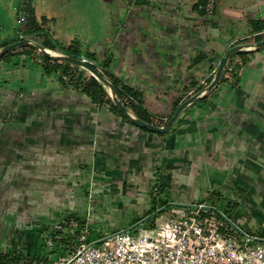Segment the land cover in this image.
<instances>
[{
	"label": "crops",
	"instance_id": "1",
	"mask_svg": "<svg viewBox=\"0 0 264 264\" xmlns=\"http://www.w3.org/2000/svg\"><path fill=\"white\" fill-rule=\"evenodd\" d=\"M95 1L114 14L107 20L113 33L103 35L93 51L98 57L108 54L111 69L143 91L154 119H167L175 99L204 83L228 47L242 38L256 41L251 22L264 19V0H215L211 14L198 8L203 0ZM234 59L244 61L236 82H218L205 98L188 104L164 135L96 106L84 93L59 83L57 73L45 74L29 56L1 60L0 167H7V154L36 178L61 174L76 182L85 172L90 175L96 161L106 160L110 167L122 162L130 184L144 183L141 193L148 197L156 179L165 195L167 185L178 180L203 185L208 197L219 192L217 202L246 203L260 212L264 46ZM24 140L34 146L26 147ZM261 231L257 235L264 238V225Z\"/></svg>",
	"mask_w": 264,
	"mask_h": 264
},
{
	"label": "rangeland",
	"instance_id": "2",
	"mask_svg": "<svg viewBox=\"0 0 264 264\" xmlns=\"http://www.w3.org/2000/svg\"><path fill=\"white\" fill-rule=\"evenodd\" d=\"M28 8L34 9L37 22L54 37L64 41L77 38L85 50L93 51L102 43L103 35L113 33L107 22L108 14H114L113 10L95 0H0V40L9 39L23 29ZM28 143L34 146L30 140H24L26 147ZM31 149L35 150V147ZM104 155L107 156L108 152ZM7 156L5 154L4 157ZM8 157L7 167H0L1 248L18 247L35 253L46 251L50 244L48 238L41 234L40 224H55L69 212L87 218L92 232L89 238L93 239L99 232L108 234L128 228L150 205L151 196L149 198L146 191L141 193L146 185L130 184V176L122 162H112L110 167L106 160L96 161L90 175L85 172L84 177L73 182L61 174L52 178L43 175L39 178L36 174V178L32 170L20 167L16 161L11 163ZM205 189L197 183L185 184L178 180L169 183L165 197L170 204L147 214L130 230L155 235L160 225L180 212L192 211L195 208L192 205L203 198L209 204L203 208L205 212L202 215L218 221H230L238 239L243 231L263 235L264 210L252 211L246 203L240 207V204L237 206L230 202L231 206H228L225 201L217 202L215 195L208 197ZM257 237L253 242L261 243L259 238L263 237ZM51 257L54 260L58 256L52 254Z\"/></svg>",
	"mask_w": 264,
	"mask_h": 264
},
{
	"label": "trees",
	"instance_id": "3",
	"mask_svg": "<svg viewBox=\"0 0 264 264\" xmlns=\"http://www.w3.org/2000/svg\"><path fill=\"white\" fill-rule=\"evenodd\" d=\"M27 11V23L23 29H21L19 33L9 39L0 40V46L21 38L28 37L51 49L84 59L114 84L121 101L136 116L152 124L161 125L164 123L166 118L154 119L149 110L145 107L143 102V91L127 83L111 69V57L108 54L103 57H98L94 51L82 49L77 38L64 41L54 37L49 30L42 27L37 22V17L33 8H28ZM251 28L252 31L256 33L254 40H260L264 38V19L253 20L251 22ZM259 32L262 33L259 34ZM246 40V38H242L235 43L244 42ZM246 53L247 52L235 53L228 57L219 82H236L239 73L238 70L244 61L241 59H234V57L243 56ZM21 54L29 56L34 63L40 65L45 74H50L52 72L57 73V79L59 83L70 85L72 88L84 93L96 106L106 107L110 112L116 114L122 120L129 122L144 131L154 134L164 135L167 132L153 131L131 122L112 101L107 88L90 72L79 65L65 60L53 59L44 56L28 45H19L5 51L4 53L0 54V61L8 60L11 57ZM199 57L200 56L197 55L193 60L198 61L200 59ZM214 71L215 68L204 83L197 85L187 95L175 99L172 111L183 99L187 98L192 93L205 86L211 80ZM172 128L173 127L171 126V129ZM150 196L151 205L146 209L145 213L138 218V220L147 214H150L151 212H156L157 208H163L164 206L170 204L167 198H165V187L160 178L154 181ZM215 196L217 197L216 199L220 198L219 192H217ZM199 202H204V200L197 201L196 203ZM203 212H205L204 209L201 210V213ZM40 232L45 238H48L49 240L50 245L46 251L35 253L24 251L18 247H0V264H49L53 261L51 257L52 254L60 256L69 251H73L79 243L81 234H86L88 238L92 234L90 226L87 222V218L76 212H69L55 224H40ZM103 235H105V233L99 232L95 238H100Z\"/></svg>",
	"mask_w": 264,
	"mask_h": 264
},
{
	"label": "built area",
	"instance_id": "4",
	"mask_svg": "<svg viewBox=\"0 0 264 264\" xmlns=\"http://www.w3.org/2000/svg\"><path fill=\"white\" fill-rule=\"evenodd\" d=\"M214 7L215 0L198 3L207 14ZM206 204L176 214L155 235L127 228L93 239L83 233L71 254L49 264H264V238L255 243L258 235L243 231L238 239L230 221L202 215Z\"/></svg>",
	"mask_w": 264,
	"mask_h": 264
},
{
	"label": "water",
	"instance_id": "5",
	"mask_svg": "<svg viewBox=\"0 0 264 264\" xmlns=\"http://www.w3.org/2000/svg\"><path fill=\"white\" fill-rule=\"evenodd\" d=\"M19 45H28L37 50L40 54L53 58V59H60L65 60L68 62H71L73 64L79 65L82 68L86 69L88 72H90L98 81H100L106 88L107 91L112 99V101L115 103V105L119 108V110L134 124H137L139 126H143L145 128H148L153 131L158 132H165L167 131L173 122L178 117L179 113L191 102L204 97L206 94H208L219 82V79L222 75L225 63L231 55L235 53L240 52H247L251 50H255L257 48L264 46V38L256 41H249V42H241L234 44L230 47H228L223 55L220 57L216 69L214 71V74L211 78V80L203 87L192 93L190 96L182 100L176 108L173 110V112L169 115V117L162 123L161 125L152 124L150 122L144 121L138 116H136L120 99L116 87L114 84L107 79L105 76L101 74L99 70L94 68L92 65H90L86 60L66 54L64 52L51 49L49 47H46L42 45L41 43L37 42L36 40L32 38H21L12 42H9L7 44L0 46V54L4 53L5 51L14 48ZM143 221L138 220L137 222L130 225L127 229L132 228L137 223Z\"/></svg>",
	"mask_w": 264,
	"mask_h": 264
}]
</instances>
